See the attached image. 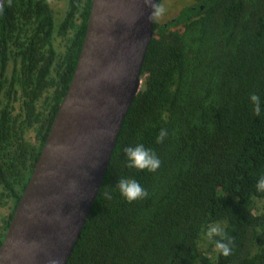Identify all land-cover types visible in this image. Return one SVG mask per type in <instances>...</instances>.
<instances>
[{"label": "trees", "instance_id": "trees-1", "mask_svg": "<svg viewBox=\"0 0 264 264\" xmlns=\"http://www.w3.org/2000/svg\"><path fill=\"white\" fill-rule=\"evenodd\" d=\"M91 1L67 0L60 21L50 0L3 2L0 244L71 81ZM199 3L155 21L142 86L67 264H264V192L254 187L264 175V0ZM138 143L160 158L156 172L126 166L123 149ZM120 179L149 196L127 202ZM212 223L234 238L231 255L205 238Z\"/></svg>", "mask_w": 264, "mask_h": 264}, {"label": "water", "instance_id": "water-1", "mask_svg": "<svg viewBox=\"0 0 264 264\" xmlns=\"http://www.w3.org/2000/svg\"><path fill=\"white\" fill-rule=\"evenodd\" d=\"M148 15L143 0L91 1L71 81L0 244V264H67L142 86L155 23Z\"/></svg>", "mask_w": 264, "mask_h": 264}, {"label": "clouds", "instance_id": "clouds-1", "mask_svg": "<svg viewBox=\"0 0 264 264\" xmlns=\"http://www.w3.org/2000/svg\"><path fill=\"white\" fill-rule=\"evenodd\" d=\"M10 3V0H9ZM144 6L149 9L147 20L154 22L162 18L166 9L160 3H154L153 0H143ZM4 10L3 0L0 2V13ZM249 102L252 106V112L256 116H260L262 112V102L260 96L253 93L249 96ZM166 129H161L156 142L161 143L167 137ZM126 166L138 171H147L149 173L156 172L161 166V160L157 154L143 144H136L123 149ZM119 194L129 203L145 199L149 196L148 191L143 188L134 179H120L115 185ZM257 192H264V175H262L254 185ZM207 241L214 244L215 251L224 257L232 254L234 238L225 231V228L219 223L209 224L205 233ZM55 264V262H53Z\"/></svg>", "mask_w": 264, "mask_h": 264}, {"label": "rangeland", "instance_id": "rangeland-1", "mask_svg": "<svg viewBox=\"0 0 264 264\" xmlns=\"http://www.w3.org/2000/svg\"><path fill=\"white\" fill-rule=\"evenodd\" d=\"M195 2L196 0H160L159 3L166 9V11L164 16L157 21L161 23L167 22L174 18L181 8H183L184 6L193 5ZM52 6L60 10L63 7V3L60 1H54L52 3ZM62 16L63 14L60 13L59 15H57V18L60 19ZM6 213L7 210L5 208H0V215H4Z\"/></svg>", "mask_w": 264, "mask_h": 264}, {"label": "flooded vegetation", "instance_id": "flooded-vegetation-1", "mask_svg": "<svg viewBox=\"0 0 264 264\" xmlns=\"http://www.w3.org/2000/svg\"><path fill=\"white\" fill-rule=\"evenodd\" d=\"M54 1H60V2H62V3H63V7H62L60 10L54 8V7L52 6V3H53ZM66 1H67V0H50L51 6H52V8L54 9L55 14H56V18H57V15H59L60 13L64 14L63 12H64L65 9H66ZM200 1H201V0H196V2H195L193 5L198 4V6L202 9V8H203V4H200V3H199ZM192 7H193V9L195 8V6H192ZM177 15H178V13L175 15V17H176ZM175 17L172 18V20H174ZM61 18H62V17H61ZM61 18H60V19L57 18L56 20H57V21H60ZM167 22H168V21H167ZM167 22H163V23H164V24H167Z\"/></svg>", "mask_w": 264, "mask_h": 264}]
</instances>
